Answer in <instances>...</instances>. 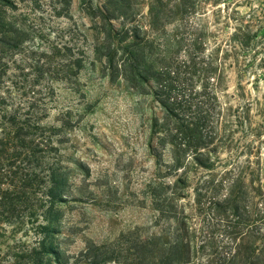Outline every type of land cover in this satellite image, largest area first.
Returning <instances> with one entry per match:
<instances>
[{
	"label": "trees",
	"instance_id": "obj_1",
	"mask_svg": "<svg viewBox=\"0 0 264 264\" xmlns=\"http://www.w3.org/2000/svg\"><path fill=\"white\" fill-rule=\"evenodd\" d=\"M2 7L15 6L0 0ZM85 7L94 65L110 84L149 98L157 110L147 119L155 173L146 188L158 213L151 227L164 228L143 235L135 227L115 244L87 242L75 257L52 241L61 229L58 205L82 201L72 179L77 170L88 175V168L61 159L54 138L66 126L43 120L54 95L51 81L77 76L84 61L69 54L53 66L39 53L27 65L32 73L20 69L25 78L34 75L32 84L0 82V231L27 220L40 237L28 248L6 246L0 264H264V151L246 140L239 147L236 138L239 131L252 138L260 132L252 129L249 101L233 108L222 100L231 72L243 93L240 80L254 63L248 54L263 28L240 24L222 34L226 24L209 26L203 0H148L145 12L139 0H86ZM7 29L0 16V55L4 47L21 53L19 41L5 37ZM56 51L53 58L61 55ZM45 78L50 82L41 84ZM192 179L190 199L184 189Z\"/></svg>",
	"mask_w": 264,
	"mask_h": 264
},
{
	"label": "rangeland",
	"instance_id": "obj_2",
	"mask_svg": "<svg viewBox=\"0 0 264 264\" xmlns=\"http://www.w3.org/2000/svg\"><path fill=\"white\" fill-rule=\"evenodd\" d=\"M10 1L15 7H2L0 16L8 25L7 30H11L5 37L9 41H19L21 53L12 47H4V54L0 55V67L6 69V75L0 81L2 85L8 86L10 82L32 84L34 75L25 78L21 76L20 69L26 68L25 73H32L27 65H34L39 53L51 59L53 66L65 64L64 56L69 54L84 61L77 76L70 79L58 76L51 81L54 95L48 105L47 117L43 120L45 126H66L54 138L59 139L61 159L69 166H74L73 161H77L88 168V175L77 170L72 179L76 187L75 195L81 196L82 201H67L58 205L60 212L56 217L60 218L61 229L52 241L57 242L67 256L75 257L87 242L115 244L121 235L135 227L143 228V235L160 232L164 224L151 227L158 213L153 209L150 191L146 188L155 173V160L147 147V119L153 111L157 112L155 106L149 98L131 95L123 86L110 84L100 73L99 64L94 65L86 0ZM147 1L139 0L143 12ZM203 1L208 11L209 26L212 28V20L217 21L218 28L226 24L222 34L232 33L240 24H251L254 31L259 26L263 28L255 39L254 50L248 54V57L253 56L254 63L240 80L243 93L236 91V75L231 72L228 89L222 97L223 102H228L233 108L246 101L252 104L249 118L252 129L258 130L260 136L252 138L239 131L236 138L239 139V147L246 140L263 152L264 0ZM58 49L61 55L56 54L53 58ZM33 52L36 55H32ZM49 80L45 78L41 84H47ZM240 93L243 96L240 97ZM161 174L166 173L163 170ZM190 174L195 178L200 171ZM165 181L172 182L173 178L167 177ZM191 182L184 189V194H189L190 199L195 179ZM31 197L39 199L42 196L31 194ZM183 202L186 204L187 200ZM35 227L27 220L16 230L5 226L0 231V261L5 259L6 246H33L40 237Z\"/></svg>",
	"mask_w": 264,
	"mask_h": 264
}]
</instances>
